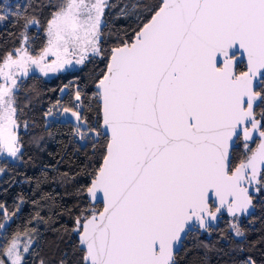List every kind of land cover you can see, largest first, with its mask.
<instances>
[{
  "label": "snow or ice",
  "instance_id": "6c2138e0",
  "mask_svg": "<svg viewBox=\"0 0 264 264\" xmlns=\"http://www.w3.org/2000/svg\"><path fill=\"white\" fill-rule=\"evenodd\" d=\"M45 6L41 24L40 5L0 2V22L11 19L18 28L9 33L15 35L11 47L0 44V157L22 156L18 93L30 71L48 76L96 57L104 61L93 75L98 123L82 114L79 86L73 106L57 100L44 116L57 109L78 122L73 133L79 140L105 136L106 142L83 189L90 202L63 208L41 193L32 201L38 209L32 220L55 222L41 215V202L51 201L57 216L75 212L80 264H176L183 239L211 235L225 213L234 235L244 237L233 221L250 215L253 193H264V0H158L138 13L131 35L118 36L108 49L101 32L107 0H49ZM33 27L43 32L38 47L29 35ZM241 56L244 70H238ZM42 139L33 142L39 146ZM240 143L245 151L234 162ZM68 178L61 174L62 182ZM17 211L19 205L9 214L0 204L5 220ZM6 232L0 223V234ZM38 235L27 226L10 238L0 235V264H28L29 256L39 255ZM234 264L257 261L247 256Z\"/></svg>",
  "mask_w": 264,
  "mask_h": 264
},
{
  "label": "trees",
  "instance_id": "16d2710c",
  "mask_svg": "<svg viewBox=\"0 0 264 264\" xmlns=\"http://www.w3.org/2000/svg\"><path fill=\"white\" fill-rule=\"evenodd\" d=\"M48 2L49 0H25L22 5H40L41 11L36 14L43 24L48 14V8L45 6ZM157 2L158 0H112V7L106 8L102 17V47L108 49L115 46L117 37H123L126 32L131 35L140 22L138 13L143 12L145 5ZM135 4L140 7H133ZM122 8L125 9L123 14ZM9 33L18 34V28L11 19L0 26V44L12 46L15 35ZM29 35L36 41L34 46L42 44L43 32L39 27L30 28ZM102 68L104 61L96 57L92 63L57 73L49 78L30 71L21 85L18 98L23 113L20 116L18 135L23 145L22 156L16 160L0 158V168L5 169L0 173V204L7 207L9 214L16 210L17 205L19 211L10 220H5L0 214V223H4L7 229L6 233L0 235L10 238L12 233L23 230L26 226L38 229L35 249L39 255L29 256L28 264H38L40 258H44L47 264H60L62 260L65 264H80L82 251L78 246L77 234L72 231V217L75 212L57 216L55 213L59 209H49L51 201L41 202L44 204L41 215L46 219L52 216L55 221L49 224L41 223L32 220L38 210L32 201L38 200L41 193H50L56 198V204L63 208H72L77 204L83 207L90 202L83 189L90 183V173L99 162L102 146L106 142L105 136L97 139L90 135L81 141L73 133V128L78 126V122L55 116L45 118L44 112L57 100L63 106H73L74 92L79 86L83 92L81 112L92 125H96L99 117L93 95V75ZM244 69V63H239L238 70ZM66 84L69 87L62 93L60 89ZM260 110L259 107L255 109L257 113ZM54 111L56 115L59 114L57 109ZM25 122L27 128L24 127ZM49 132L51 136L48 135ZM34 137H43L39 146L33 142ZM251 146L253 147V144ZM244 151L242 143L234 148V162ZM65 172L69 174V178L62 182L61 174ZM77 189H81L79 196ZM253 204L254 213L247 218L240 217L238 221H233L244 231V237L234 235L229 227L232 218L224 215L219 224L213 227L215 230L211 235L200 231L185 237L180 250L175 254L176 264H234L247 256L255 259L257 264H264V193L254 195ZM30 220L31 224L28 223ZM62 226L68 231L65 232ZM221 235L226 238L221 239ZM204 244L209 245L211 250L204 248ZM237 245L244 251L240 252Z\"/></svg>",
  "mask_w": 264,
  "mask_h": 264
},
{
  "label": "rangeland",
  "instance_id": "374dc122",
  "mask_svg": "<svg viewBox=\"0 0 264 264\" xmlns=\"http://www.w3.org/2000/svg\"><path fill=\"white\" fill-rule=\"evenodd\" d=\"M24 1L25 0H0V2H2V3H4V4H11V5H15V4H20V5H22V4H24ZM107 3L110 5V8L112 7V0H107ZM114 6V5H113ZM103 19V18H102ZM103 21V20H102ZM6 23V21L5 22H0V26L1 25H4ZM78 66H76L75 68H77ZM74 68V69H75ZM70 70H72V69H70ZM32 71H35V72H38V73H40L39 72V70L38 69H33ZM40 74H42V73H40ZM55 74H57V73H49V75L48 76H45V77H47V78H49V77H51V76H54ZM43 75V74H42ZM44 76V75H43ZM58 111V110H57ZM55 112V111H54ZM50 117H54V116H50ZM55 117H57V118H59V119H68V120H70V121H72V122H75L76 123V121L74 120V118H72L70 115H65V116H61L60 114H58V115H55ZM95 138V137H94ZM7 158V159H11V160H16L15 158H11V157H7V156H3V157H0V158Z\"/></svg>",
  "mask_w": 264,
  "mask_h": 264
},
{
  "label": "water",
  "instance_id": "95a60500",
  "mask_svg": "<svg viewBox=\"0 0 264 264\" xmlns=\"http://www.w3.org/2000/svg\"><path fill=\"white\" fill-rule=\"evenodd\" d=\"M241 51H242V50H241ZM241 62L244 63V68H245V67H246V57H243V56L239 57V63H241ZM94 89H95V85H94ZM257 139H258V137H257ZM236 147H238V145H237ZM236 147H235V148H236ZM86 195H87V194H86ZM253 195H256V194L253 193ZM87 199L89 200V197H88V196H87ZM252 213H254V208L250 209V215H251ZM225 215L228 216L226 213H225ZM250 215H244V216H241V217L247 218V217L250 216ZM228 217H229V216H228ZM221 220H222V218H221ZM221 220H220V221H221ZM220 221L214 223V224H213V227H216V226L219 224ZM184 239H185V238H184ZM184 239H183V240H184ZM77 240H78V246H79V237H78V235H77ZM182 243H183V241H182ZM181 246H182V244H181V245H178V246L176 247V249H175V254L180 250ZM79 248H80V247H79Z\"/></svg>",
  "mask_w": 264,
  "mask_h": 264
},
{
  "label": "flooded vegetation",
  "instance_id": "af4514ba",
  "mask_svg": "<svg viewBox=\"0 0 264 264\" xmlns=\"http://www.w3.org/2000/svg\"><path fill=\"white\" fill-rule=\"evenodd\" d=\"M253 147H255V144H253Z\"/></svg>",
  "mask_w": 264,
  "mask_h": 264
}]
</instances>
